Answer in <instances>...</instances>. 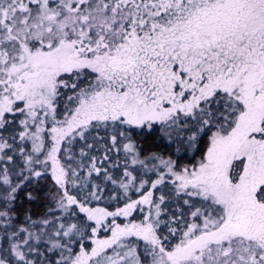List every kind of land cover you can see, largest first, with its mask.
Wrapping results in <instances>:
<instances>
[{"label":"snow or ice","instance_id":"snow-or-ice-1","mask_svg":"<svg viewBox=\"0 0 264 264\" xmlns=\"http://www.w3.org/2000/svg\"><path fill=\"white\" fill-rule=\"evenodd\" d=\"M0 264H264V0H0Z\"/></svg>","mask_w":264,"mask_h":264}]
</instances>
